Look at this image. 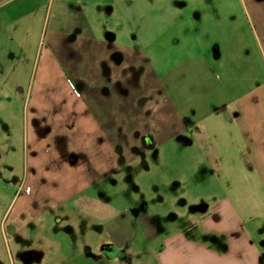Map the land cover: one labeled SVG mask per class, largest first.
Listing matches in <instances>:
<instances>
[{
    "label": "crops",
    "instance_id": "obj_1",
    "mask_svg": "<svg viewBox=\"0 0 264 264\" xmlns=\"http://www.w3.org/2000/svg\"><path fill=\"white\" fill-rule=\"evenodd\" d=\"M81 2L0 0V89L6 87L23 107L21 118L5 121L9 141L0 146V152L16 154L22 148L24 153L25 173L10 202L13 218L24 215L38 224L52 212L60 218L88 215L112 235H124L134 219L148 239L159 238L158 264H264V89L232 97L227 91L239 90L240 77L233 72L228 73L232 83L214 79L213 60L193 55L168 71L169 88H198L203 99L192 103L173 95L155 108L149 116L156 129L137 134L141 148L131 141V131L115 129L108 117L98 115L97 102L82 93L88 87L77 88L58 60L62 32L68 28L72 35L76 26L55 18L47 33L52 11ZM76 42L73 35L68 43ZM132 118L139 122L145 114ZM184 133L196 141L218 189L209 193V205L195 209L201 214L190 229L175 225L163 231L145 211L132 218L107 203L113 177L124 165L132 166V157L142 154L145 160ZM99 244L101 254L104 246L111 247Z\"/></svg>",
    "mask_w": 264,
    "mask_h": 264
},
{
    "label": "rangeland",
    "instance_id": "obj_2",
    "mask_svg": "<svg viewBox=\"0 0 264 264\" xmlns=\"http://www.w3.org/2000/svg\"><path fill=\"white\" fill-rule=\"evenodd\" d=\"M81 1L71 8L54 6L52 11L47 33L55 18L80 30L72 35L68 28L62 32L58 60L77 88L88 87L82 93L97 102L98 115L108 117L115 129L131 131V141L141 148L137 134L156 129L149 116L155 108L173 95L182 94L192 103L203 99L198 88H169L173 76L168 71L193 55L204 53L213 60L214 79L232 83L228 73L233 72L240 77L239 90L227 91L232 97L264 89V0ZM73 35L77 42L68 43ZM125 64L131 67L122 68ZM1 87L0 146H5L9 134L4 123L10 116L21 118L23 107ZM89 87H96L97 93ZM141 111L145 119L137 122L132 116ZM195 142L184 133L145 160L142 154L130 158L132 166L124 165L113 177L107 203L132 218L145 211L163 231L175 225L190 229L201 214L197 206L209 205V193L218 191ZM17 150L0 152V264H158L159 238L148 239L134 219L124 235H112L88 215L60 218L52 212L49 220L38 224L24 215L13 218L10 202L25 173L23 150ZM100 241L110 244V253L97 251ZM27 252L34 253L30 261L23 257Z\"/></svg>",
    "mask_w": 264,
    "mask_h": 264
},
{
    "label": "flooded vegetation",
    "instance_id": "obj_3",
    "mask_svg": "<svg viewBox=\"0 0 264 264\" xmlns=\"http://www.w3.org/2000/svg\"><path fill=\"white\" fill-rule=\"evenodd\" d=\"M103 250L105 251V253L108 254V252L110 253V248L107 247V246H104L103 247ZM23 257L26 258L27 261H30L32 257H34V253H30V252H27V253H24L23 254Z\"/></svg>",
    "mask_w": 264,
    "mask_h": 264
},
{
    "label": "water",
    "instance_id": "obj_4",
    "mask_svg": "<svg viewBox=\"0 0 264 264\" xmlns=\"http://www.w3.org/2000/svg\"><path fill=\"white\" fill-rule=\"evenodd\" d=\"M205 206H203V205H199V206H197V209H199V210H201V209H203Z\"/></svg>",
    "mask_w": 264,
    "mask_h": 264
}]
</instances>
